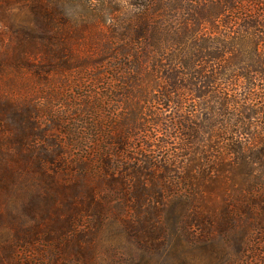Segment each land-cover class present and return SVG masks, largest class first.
<instances>
[{"label":"trees","instance_id":"trees-1","mask_svg":"<svg viewBox=\"0 0 264 264\" xmlns=\"http://www.w3.org/2000/svg\"><path fill=\"white\" fill-rule=\"evenodd\" d=\"M0 222L264 264V0H0Z\"/></svg>","mask_w":264,"mask_h":264},{"label":"rangeland","instance_id":"rangeland-1","mask_svg":"<svg viewBox=\"0 0 264 264\" xmlns=\"http://www.w3.org/2000/svg\"><path fill=\"white\" fill-rule=\"evenodd\" d=\"M135 231L122 233L104 229L95 232V238L90 236L83 249L68 244L60 250H45L27 264H180V258L165 256L164 250L148 242L143 244V238ZM12 233L9 224L0 222V264H17L7 253Z\"/></svg>","mask_w":264,"mask_h":264}]
</instances>
